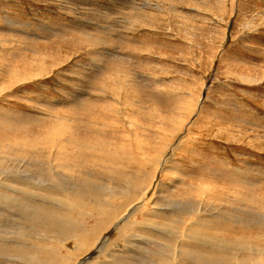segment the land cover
Segmentation results:
<instances>
[{
    "label": "rangeland",
    "instance_id": "obj_1",
    "mask_svg": "<svg viewBox=\"0 0 264 264\" xmlns=\"http://www.w3.org/2000/svg\"><path fill=\"white\" fill-rule=\"evenodd\" d=\"M56 130L66 158L91 173L103 160H90L86 146L110 153L124 137L141 157L149 153L139 147L152 141L170 161L161 179L167 186L176 179V186L161 196L176 210L192 213L202 204L246 217L264 211V0H0V248L8 252L0 253L1 264L30 261L11 252L18 246H56L38 242L44 234L25 204L57 210L56 199L37 192L38 183L25 188L27 199L12 185L25 177L45 188L52 187L48 178L57 181L52 167L60 155L48 141ZM67 136L82 150L75 152ZM38 164L48 168L37 180ZM234 225L222 238L241 231ZM21 229L34 236L17 235ZM158 236L148 239L155 242L151 252L163 240Z\"/></svg>",
    "mask_w": 264,
    "mask_h": 264
},
{
    "label": "bare ground",
    "instance_id": "obj_2",
    "mask_svg": "<svg viewBox=\"0 0 264 264\" xmlns=\"http://www.w3.org/2000/svg\"><path fill=\"white\" fill-rule=\"evenodd\" d=\"M180 107H182L181 104ZM121 112L122 110L120 111L116 108V120H118V117L122 114ZM120 119L123 120L122 118ZM68 123L71 122L64 120V122L61 123L62 129L67 128L66 124ZM72 127L73 126H71L70 129ZM188 128L189 126L185 131ZM175 133L173 134L175 135ZM159 137L160 141L162 137L161 135H159ZM61 138V133L57 131V133L48 140L53 146H56V154L60 155V159L55 158V164H53L54 166L52 167V173L57 176L55 179L58 182L48 178L52 183V187L45 188V185L43 186L40 182L34 183L30 181L28 177L24 176V179H20V183L21 180H23L21 184H18V182L12 184L15 189L13 191L18 192L17 194L19 196L26 198V195L30 194L25 192V188H32L38 183V188H35L37 192L47 193L53 199H56L58 203V208L56 207L57 210H55L41 205H32V203L30 204L27 201L29 203L28 205V203L25 202L27 207L26 210L28 212V215L26 216L34 221V226L38 227L37 233L44 234L40 235L38 242L42 238L44 242H52L48 244H56V246L49 248L38 246L37 249H33L36 246L33 248L18 246L19 249H16V251L10 249L11 252L16 255L21 256V254H23L25 255V258L30 260L29 262H26L25 259H22V263L19 264H264V211L256 213L255 215L253 214V217L250 215L246 217L244 213L239 211V209H237L238 212L236 211V213H234L233 211V215H230L225 211H217L216 209L210 210L207 206L202 204H200L199 209L196 208L198 211L195 210L194 212V210H192V213H189L186 209L176 210V202L171 200V198L164 201V198L161 196L162 192L169 194L172 190L171 188L176 186V184H174L176 179H172L171 184L168 182L170 186H167L164 183V180L161 179L166 168L165 165L170 164V161L166 162L164 161L165 159L162 160L163 156L161 157V154L156 152L157 150L153 146L152 141H144V146L139 147L142 151H147L149 153V156L145 154L141 157L139 156L143 152L135 151V147L131 144V140H125L124 137H121L122 142L119 147L116 149L113 148L114 150L110 151L111 154L109 153L110 147L105 149L99 146L97 149L92 146H86V153L90 156V160L94 161V163L103 160L101 165L97 167L100 170H96V172L92 170L93 173H91V170H87V167L81 169L83 167L77 164V162H72L71 159L66 158V156L68 157L69 155L67 153L68 148L63 140H60ZM69 138L70 137L67 139L68 143H75V147L77 148L74 150L75 152L82 150L83 147L80 146L77 141L73 139L70 140ZM166 138L168 140L167 136ZM63 139L65 138L63 137ZM168 143L166 142L165 149L167 148ZM135 145L137 144L135 143ZM163 145H160L161 148H163ZM169 148L171 149V147ZM17 150L20 149L17 148ZM53 151L54 150H52V152ZM162 151L164 152L165 150ZM12 152L16 155H20L17 151L13 150ZM22 153L24 156L29 154L28 151ZM36 158H41V156L38 155ZM113 160L116 162L118 161L119 163H117L119 166H116L117 169L107 165L109 162L112 163ZM121 162L125 163V165H121ZM35 163L36 162H34V164ZM104 166L108 170H102ZM47 168L48 167L44 165L41 166L40 164L35 167L33 166V172L37 173V180L39 174L44 176V172ZM92 179H96V181L100 180V182H104V184L98 183L101 187H97L95 186L96 181H92ZM74 180H77V182ZM8 189L11 190V187ZM34 195L38 198L47 197L40 196V194L36 195L35 193ZM6 197L8 198V196ZM22 197L14 198L20 203L26 201ZM182 199L183 198L178 200ZM219 200L218 202H220ZM227 200L228 199H226V202ZM259 203L264 205V202ZM178 204L180 205L179 202ZM171 213H174V215ZM237 213H242L244 216L241 218V216L234 215ZM231 224H240L237 225L239 227L238 231L241 229L240 232H243L244 234H240L239 232L236 236L234 235L235 237L233 236V239L222 238L234 233L229 231V226ZM34 228L35 227L30 225L28 231H34ZM214 230H217L220 233L222 232L221 234L219 233L221 238L216 239L218 237V232ZM213 233L216 234L215 236L217 237L212 236ZM16 234L26 236L27 233L25 230L21 229V231ZM157 235H161V239L163 240L162 242L159 241L160 243L158 242L154 251L151 252L149 249H152L155 242L151 240L153 242L151 243L148 239ZM33 236L34 235L28 233L26 237L31 238ZM44 236L47 238H44ZM64 241L68 242L66 254H63L64 251L60 250V245ZM45 246H47V243ZM63 247L66 246L64 245ZM6 249L5 246L0 248L1 255L8 254ZM135 255L139 257V260L133 259ZM128 260L131 261L126 263Z\"/></svg>",
    "mask_w": 264,
    "mask_h": 264
}]
</instances>
